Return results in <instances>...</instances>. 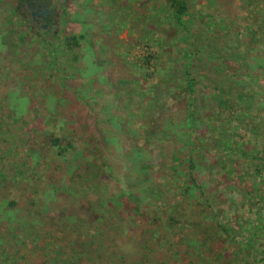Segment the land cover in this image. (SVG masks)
<instances>
[{
	"label": "rangeland",
	"instance_id": "374dc122",
	"mask_svg": "<svg viewBox=\"0 0 264 264\" xmlns=\"http://www.w3.org/2000/svg\"><path fill=\"white\" fill-rule=\"evenodd\" d=\"M163 4L68 0L50 35L18 29V63L0 62V264H63L62 253L80 252L77 264H264V232L253 236L255 225L264 223V202L233 187L238 183L233 174L221 169L228 146L222 148L225 140L208 131L218 121L206 116L216 110V77L230 73L221 67L217 72L219 63L238 54L250 63L236 69L252 80L242 87L256 96L251 109L247 103L241 109L255 119L245 120L228 107L231 136L223 139L234 133L248 151L261 147L254 127L264 119V104L259 105L264 90L258 86L264 76V0H188L192 35L186 41L185 34L166 38L162 32ZM187 45L195 54L189 72L199 114L194 135L202 146L194 169L217 196L213 207L231 231L221 241L213 239L204 204H180L183 215L175 213L177 220L167 223L176 187L157 184L162 175L170 172L175 179L177 169L183 171L188 151L187 91L180 86L186 59L177 48ZM228 155L262 185L257 162ZM149 187L161 189L141 203L151 218L131 214L125 225L103 227L91 238L93 245L80 246L76 239L75 246L55 253L54 238L70 227H65L69 218L85 216L87 203L97 206L98 199L126 190L143 198ZM124 201L134 205L132 199ZM252 237L254 245L248 241ZM67 238H61L64 245Z\"/></svg>",
	"mask_w": 264,
	"mask_h": 264
},
{
	"label": "trees",
	"instance_id": "16d2710c",
	"mask_svg": "<svg viewBox=\"0 0 264 264\" xmlns=\"http://www.w3.org/2000/svg\"><path fill=\"white\" fill-rule=\"evenodd\" d=\"M163 8L165 9V22H166V28L162 29V32L167 37L172 36L175 38L177 34H185L186 36L183 37L185 41L187 40V36H191L192 32L189 29V26L191 24L190 18H189V5L188 0H164ZM156 24V23H155ZM153 25L151 27V31L156 30V26ZM161 28V27H160ZM160 30V29H159ZM41 34V33H40ZM174 45H176V42H173ZM179 51L181 52L183 59H186L183 61L180 65V69L183 72L184 76L180 80V86L186 89L187 94H185L186 99V107H185V119H184V127L189 129V142L186 141V148L188 149L186 153V158H184V161L182 162L184 165L183 171L180 172V169L178 168V175H176V178L173 179L170 172L166 173L164 176L162 175L161 181L157 183L159 188L164 187V189H169L170 186H175L176 189L174 199L173 201H170V210H167V223L169 221H176L177 219L175 217L178 213L180 215H183V210L179 209L178 206L180 204H188V205H194L195 203H198L200 205H205L204 213L209 214L212 218V224L209 228V230L213 234V239H218L221 241V239H227L231 237V231L229 230V227L225 222L221 220L219 215L217 214L215 208L213 205H215V196L212 194V192L207 191V189L204 186V183L199 181L197 179V175L195 173V163L198 154H196L197 147L201 146V143L197 141L195 138L194 132L195 130H199L198 125V119L199 114H196V111L194 110V102L193 100L195 98L194 94V78L191 76V73L189 72L191 70V63L192 59L194 58V50H191V47L189 45L184 47H177ZM246 59H239V55L237 54L236 57H234L232 54L229 55V57H226L223 61L219 63V70H216L217 72L220 71V67L223 70L226 69L230 71V73L220 76L218 75L214 81L215 88L214 92L212 93V98L214 100V104L216 106V110L212 113H209L207 116L208 121H213L214 118L218 121L216 123H212L209 125L208 131H216L218 134L217 139L218 141H223L224 143L220 144L222 148H225L228 146V153L234 152L239 157H243V160L247 161L249 163L257 162V165L254 164V167L257 171H261L262 178H260V182L262 185L257 183L256 181H253L251 178L254 179V177L250 176L248 177V172H245L244 169H241L239 167V159L235 158L232 159L231 157H228V153H226L223 156V160L227 163L223 165L221 168L226 175H232L234 176V179L237 184H234L233 187L236 186V188L239 190L241 194H245V197L249 195V198H253L256 200H261L264 202V119H257V123L255 124L254 130L256 129L255 133L259 136V139L262 141V145L260 148H257V146L252 148V151H248L242 145L241 143H238L236 139L233 137H225L223 139L224 134H230L231 131L227 133V125L225 123V119L227 118L224 114L225 110L230 107L238 110V114L242 113L245 117V120H253V116L246 111L244 112L243 108L244 104L247 103L249 109H251L253 100L256 98L255 94L246 93V91L243 89L242 85L251 84L252 80H245L242 75H240L237 70L239 69V66L246 67L245 65L248 64ZM237 66H236V65ZM250 64V63H249ZM252 67L254 64L251 65ZM237 69V70H236ZM264 73V69H263ZM166 75L164 78L168 80L171 77L170 72H166ZM248 77H253V75L247 74ZM260 89L264 90V76L260 79ZM264 95V92H263ZM264 100L259 102V105H263ZM261 107H257L259 110ZM223 117V118H221ZM241 119V118H240ZM255 119V118H254ZM227 121V120H226ZM151 128V127H150ZM250 130L253 131V126H250ZM148 132V131H147ZM202 132V131H201ZM204 132V131H203ZM131 134H133V131H130ZM191 143L192 146L189 144ZM134 150L140 149L137 147V145H133ZM202 147V146H201ZM257 154V155H256ZM237 165H236V164ZM242 165V163H241ZM260 166V168L258 167ZM143 167L147 168L149 167L147 164H144ZM173 173V172H172ZM255 180V179H254ZM241 183L243 186L241 187ZM250 188V189H249ZM161 191L155 190L153 188L148 189V192L146 191L145 196L143 198L132 195L129 190H126L122 194H111L107 195V197H102L98 199V203L100 205L94 206L91 202L87 203L86 205L87 209L85 211L84 217H71L68 219V222L66 223L65 227L69 225L68 227L70 229V232L66 235L67 228L65 231L62 230V234L58 237H55L56 241L52 243V247L55 248V253L59 254L60 251L58 249H62L65 251L69 247H71V244L75 246L76 239L78 240V243H80V246L85 243H89L92 241V245L94 244L93 239L98 237L97 234L100 232V230H103V227H108L107 231L113 230V225L117 226L121 222L125 223L127 222L126 216L129 215L133 216H140L142 219L145 218H151L149 214H151V210L147 209V206H145L144 210L142 208V201L146 202L147 198H153V196L156 192ZM145 192V191H144ZM132 199L134 205H129L124 200ZM124 201V202H123ZM150 207L153 208L154 211H157V208L154 207L151 203H147ZM148 206V207H149ZM161 206H166V203L163 201ZM122 209V211L120 209ZM103 211L106 212L107 216L103 214ZM140 213V214H139ZM110 215H113L110 219ZM131 215V216H132ZM183 219V218H181ZM71 220V221H69ZM122 220V221H121ZM180 223V221H178ZM109 223L112 225L110 226ZM171 224V223H170ZM193 225H198L197 223H193ZM80 226V228H79ZM259 231L264 232V223H258L255 225L253 236L257 237L259 236ZM74 234H73V233ZM256 232V233H255ZM72 235V237L70 236ZM62 237H68L69 243L67 245H64ZM90 238L89 241H84L87 238ZM255 237H252L248 241H250L251 245L256 244ZM73 238V239H72ZM53 239V240H54ZM52 240V241H53ZM73 240V243L71 242ZM84 241V243H82ZM57 242H61V245H57ZM71 243V244H70ZM254 243V244H253ZM81 253V252H80ZM80 253H74L71 255H67L65 253H62L64 260L62 261L63 264H77L78 261L81 260ZM83 258V257H82Z\"/></svg>",
	"mask_w": 264,
	"mask_h": 264
},
{
	"label": "flooded vegetation",
	"instance_id": "af4514ba",
	"mask_svg": "<svg viewBox=\"0 0 264 264\" xmlns=\"http://www.w3.org/2000/svg\"><path fill=\"white\" fill-rule=\"evenodd\" d=\"M67 5L68 0H0V62L18 63V29L46 37Z\"/></svg>",
	"mask_w": 264,
	"mask_h": 264
}]
</instances>
